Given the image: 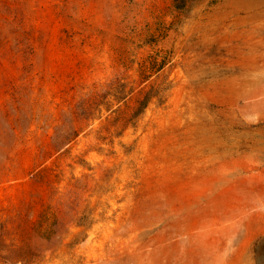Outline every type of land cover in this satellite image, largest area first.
<instances>
[{
    "label": "rangeland",
    "instance_id": "rangeland-1",
    "mask_svg": "<svg viewBox=\"0 0 264 264\" xmlns=\"http://www.w3.org/2000/svg\"><path fill=\"white\" fill-rule=\"evenodd\" d=\"M238 1L0 0V264H264Z\"/></svg>",
    "mask_w": 264,
    "mask_h": 264
},
{
    "label": "bare ground",
    "instance_id": "bare-ground-1",
    "mask_svg": "<svg viewBox=\"0 0 264 264\" xmlns=\"http://www.w3.org/2000/svg\"><path fill=\"white\" fill-rule=\"evenodd\" d=\"M256 1H259V4H260L261 6L264 5V4H262L263 0H239L238 2H239V3L243 2V3L245 4L246 7H250V8H252V7L256 6ZM259 12H260V11H259ZM255 15H256V14H255ZM258 15H259V14H258ZM251 17H253V16H251ZM255 17H257V16H255ZM255 64H257V63H255ZM255 64L253 65V66H254L253 68L256 69V68L259 66V65H258L259 63H258L257 65H255ZM260 67H261V66H260ZM249 69H250V68H249ZM258 69H259V68H257V70H258ZM261 69H262V68H261ZM250 70H251V69H250ZM247 71H249V70H247ZM252 71H253V70H252ZM250 72H251V71H250ZM250 72H249V73H250ZM261 72L264 73V71H261ZM243 73H244V72H243ZM243 73H242V74H243ZM251 73H252V72H251ZM253 73H255V72H253ZM253 73H252V74H253ZM257 73H259L258 76L261 75L260 72L257 71ZM247 74H248V73H247ZM245 75H246V74H245ZM256 75H257V74H256ZM248 76H249V74H248ZM250 76H251V75H250ZM263 76H264V75H263ZM245 78H246V77H245ZM248 78H249V77H248ZM251 79H252V78H251ZM249 80H250V79H249ZM252 80H253V79H252ZM251 82H252V81H251ZM253 82H254V81H253ZM248 83H249V82H248ZM248 83H246V84H248ZM250 86H251V85H250ZM252 86H253V85H252ZM246 87H247V86H246Z\"/></svg>",
    "mask_w": 264,
    "mask_h": 264
}]
</instances>
